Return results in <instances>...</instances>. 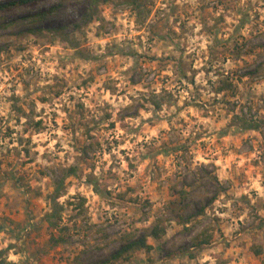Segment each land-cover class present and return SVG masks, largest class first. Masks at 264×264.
Wrapping results in <instances>:
<instances>
[{
    "label": "rangeland",
    "instance_id": "obj_1",
    "mask_svg": "<svg viewBox=\"0 0 264 264\" xmlns=\"http://www.w3.org/2000/svg\"><path fill=\"white\" fill-rule=\"evenodd\" d=\"M235 115L264 122V0L0 8V249L15 264H264V125ZM124 165L115 199L93 183ZM144 237L150 250L119 254Z\"/></svg>",
    "mask_w": 264,
    "mask_h": 264
},
{
    "label": "trees",
    "instance_id": "obj_2",
    "mask_svg": "<svg viewBox=\"0 0 264 264\" xmlns=\"http://www.w3.org/2000/svg\"><path fill=\"white\" fill-rule=\"evenodd\" d=\"M29 1H34V0H14L8 3H4L0 5V8H8L11 6H16V5H22L25 4ZM55 8H53L54 10ZM48 13H42V14H38L35 15V19L36 20H43ZM237 107V105H235ZM233 124H237L239 126H241L243 129L246 130H260L261 127L264 125L263 121H258L257 119H249L246 116H240V115H235V117L233 118ZM72 171H76L75 168L71 169ZM60 193V188H58L56 194L59 195ZM55 210V209H54ZM58 211H55L52 216L57 215ZM49 218H51V214L49 215ZM56 225V224H55ZM165 232V227H160L158 224L153 226V228L151 229L150 235L153 236L154 238H160L161 235ZM134 236V235H132ZM211 235L207 234V230L203 231V233L200 236H197L194 240V244L197 247H200L204 244H208L211 240ZM52 240H55L54 238ZM147 248L148 250H150L152 248L151 245H149L147 243L146 238H141L140 240H134L133 238H130V240L128 241L127 245L123 248V250L121 252H119V254L123 253V251H127L130 248ZM254 251L256 254H261L262 253V248L261 246H254L253 247ZM6 250L4 249H0V264H15V262H12L10 260L7 259L6 255ZM118 254V255H119Z\"/></svg>",
    "mask_w": 264,
    "mask_h": 264
},
{
    "label": "clouds",
    "instance_id": "obj_3",
    "mask_svg": "<svg viewBox=\"0 0 264 264\" xmlns=\"http://www.w3.org/2000/svg\"><path fill=\"white\" fill-rule=\"evenodd\" d=\"M131 123H136V122L133 121ZM163 127H167V125H163ZM109 163H111V161H109ZM126 169H127L126 165H124L123 167L117 166L113 169V171L118 172L120 174L119 182H117L108 178L109 173L107 168H104L103 170H101L100 168H96L92 176L93 183H95L98 186V188L100 186H103L105 189L110 188L111 189L110 195L112 196L113 199H115L116 193L123 192L125 186L133 182V178L129 176ZM88 171L92 172L93 170L92 168L89 167Z\"/></svg>",
    "mask_w": 264,
    "mask_h": 264
}]
</instances>
